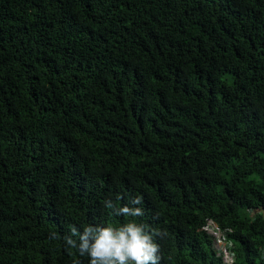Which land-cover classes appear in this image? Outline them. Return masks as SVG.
<instances>
[{
	"label": "trees",
	"instance_id": "16d2710c",
	"mask_svg": "<svg viewBox=\"0 0 264 264\" xmlns=\"http://www.w3.org/2000/svg\"><path fill=\"white\" fill-rule=\"evenodd\" d=\"M208 220L264 264V0H0V264H90L72 227L131 222L220 264Z\"/></svg>",
	"mask_w": 264,
	"mask_h": 264
},
{
	"label": "clouds",
	"instance_id": "9594fccd",
	"mask_svg": "<svg viewBox=\"0 0 264 264\" xmlns=\"http://www.w3.org/2000/svg\"><path fill=\"white\" fill-rule=\"evenodd\" d=\"M140 203L139 198L131 200L133 205ZM105 207L114 209L115 215H143L140 208L117 207L111 200L105 201ZM163 235L165 233L159 231L150 234L146 225L131 222L119 228L89 226L82 234L73 226L71 236L64 239L67 245L78 248L80 256L87 254L90 264H159L160 249L153 237ZM53 236L55 238V234ZM71 237H78L79 243Z\"/></svg>",
	"mask_w": 264,
	"mask_h": 264
},
{
	"label": "built area",
	"instance_id": "2783aa9c",
	"mask_svg": "<svg viewBox=\"0 0 264 264\" xmlns=\"http://www.w3.org/2000/svg\"><path fill=\"white\" fill-rule=\"evenodd\" d=\"M201 231L210 239L215 257L220 264H237L234 246L229 239L230 230L221 229L215 221L208 220ZM259 255L264 260V248L260 250Z\"/></svg>",
	"mask_w": 264,
	"mask_h": 264
}]
</instances>
